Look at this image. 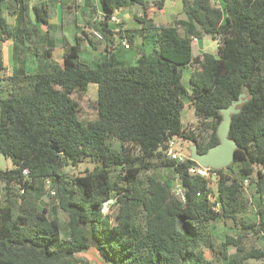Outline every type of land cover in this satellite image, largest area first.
<instances>
[{"label":"trees","instance_id":"1","mask_svg":"<svg viewBox=\"0 0 264 264\" xmlns=\"http://www.w3.org/2000/svg\"><path fill=\"white\" fill-rule=\"evenodd\" d=\"M14 1L21 21L28 4ZM167 1L100 0L106 18L141 6L136 18L142 26L128 30L129 48L138 52L133 61L109 50L104 60L84 63L77 38L63 67L1 79L7 89L0 92V154L13 168L0 169L6 189L0 264H94L79 255L92 247L105 264H245L264 258L263 249L246 247L244 235L227 234L218 242L212 231L214 222L232 220L264 234V0H184L172 21L156 25L150 11ZM32 8L38 22L49 23L48 9L39 2ZM96 23L104 39L114 35L110 25ZM16 33L0 13V43L14 35L30 41L25 29ZM202 36L217 41V53H195L193 41ZM148 37L149 53L143 50ZM88 38L93 43L92 33ZM92 83L98 85V117L85 122L75 96ZM243 92L247 99L232 114L229 132L239 147L234 161L217 169L215 182L191 174L197 164L191 158L177 163L167 156L164 148L174 137L191 141L199 153L219 144L221 109ZM185 96L196 114L189 129L182 121ZM154 160L175 171L179 190L150 172ZM86 161L93 167L77 172ZM249 187L260 208L258 221L248 223L238 213L248 206ZM46 193L55 200L53 210L38 207Z\"/></svg>","mask_w":264,"mask_h":264},{"label":"crops","instance_id":"2","mask_svg":"<svg viewBox=\"0 0 264 264\" xmlns=\"http://www.w3.org/2000/svg\"><path fill=\"white\" fill-rule=\"evenodd\" d=\"M28 8L24 12V19H19V6L14 0H0V13L6 18L10 27L16 32L25 29L28 31L30 41L22 42L16 35L0 43V49L5 65V70L0 71V79L10 77L15 74L24 72H34L36 70H53L63 67L64 54L66 50L76 43L77 38L82 40L81 59L84 63L94 65L104 60L109 50L115 51L116 55L124 61H133L138 52L134 48H126L124 43L128 42L129 29L139 28L141 22L136 18L140 13L132 14L136 26H130L132 22L131 12L135 7L126 6L123 10L115 13L120 23H111L110 28L115 31L110 39L96 40L90 42L88 34L91 29L97 28L96 18L99 13H104L100 0H26ZM39 2L49 10V23L44 24L35 19L33 12L34 3ZM178 0L174 4L168 0L162 9L151 10L150 15L156 25H166L173 20L174 16L182 12L184 9V0L182 5L177 7L168 17H161L163 22L156 20L159 14H165L167 8L177 5ZM172 4V5H171ZM171 5V6H169ZM168 14V12L166 13ZM82 15V16H81ZM81 16V18H80ZM171 17V18H170ZM98 29V28H97ZM17 34V33H16ZM120 35H123L121 38ZM119 37L120 43L115 42V38ZM207 36H202L205 38ZM200 38L194 43L198 52L205 51L204 44ZM136 43H142V37L136 36ZM147 44L143 45V50L149 53L152 50L151 37L146 39ZM129 52V53H128ZM2 81V80H1ZM3 85L6 81H2ZM90 86V85H89ZM7 87L2 90L6 94ZM89 90V87H88Z\"/></svg>","mask_w":264,"mask_h":264},{"label":"rangeland","instance_id":"3","mask_svg":"<svg viewBox=\"0 0 264 264\" xmlns=\"http://www.w3.org/2000/svg\"><path fill=\"white\" fill-rule=\"evenodd\" d=\"M175 1L176 0H171V3L174 4ZM181 5H182V0H178L177 5L175 4V6L167 8L166 11L168 12V14H166L167 12L165 14L161 13L157 16L156 20L159 22H163L161 17L170 16L171 13L175 12L177 10V7ZM140 11H141V8L139 7H135L132 9L131 18L133 20L130 23V26L134 27L136 26V23L139 24L137 21H134V16L132 14H134L135 12L140 13ZM196 41L194 40L193 42L195 43ZM200 41L202 44H204L205 51H208L211 53H217L218 43L213 38H211L210 36H207L205 38H202V40ZM194 51L195 53H197L196 46H195ZM189 77H190V70L185 69L183 72V78H184L183 82L184 84H186V86H189ZM4 87L5 85H3V82L0 79V92H3L2 90H4ZM75 97L79 98L80 117L82 120H84L85 122H88L89 120H94L98 117V111L95 107L96 99L98 97V85L97 84H94V83L90 84L89 90L82 97H78V96H75ZM184 104L185 106L182 111V121L185 124L186 128L188 129L193 128L196 125L195 108L190 103V100L188 99L187 96L184 97ZM176 140H177V148L182 149L184 152L190 154V146L192 145V142L189 140L179 138V137H176ZM152 163L154 166L151 168L150 172H155L161 179L169 181L172 184V187L174 189L180 186V180L178 179L177 174L172 168L161 165V160H154ZM92 167H93V164L91 162H88V161L81 162L76 171L83 172L85 171L86 168H92ZM11 168H13L12 160L10 158L5 157L3 154H0V169L7 170ZM215 180L216 179H214V182ZM5 190L6 189H5L4 184L0 182V203H3L6 199ZM252 191L253 190L250 187L247 189L246 194L248 198V206H246L242 211L238 213V218L248 223L258 221V218H259L258 209L260 208V201H259L260 199H258V197L253 198ZM38 199H39L38 207L40 209H42L44 205H48L49 209L53 210L55 200L52 198L51 195L46 193L43 196H39ZM61 218L64 221L66 219L63 213L61 214ZM66 229H67V226L64 222L63 235H67ZM212 231L218 242L223 241L225 239V235L227 234H231L234 236L242 234L244 235V244L246 245L248 249L255 247V248L264 250V234L263 233L258 235L254 233L251 229H242L240 226L234 224L232 220L228 222H223V221L214 222L212 225ZM79 255L87 258L89 261H91L94 264H105V262L100 257L98 251L93 247L85 252L80 253ZM245 264H264V258H250L245 261Z\"/></svg>","mask_w":264,"mask_h":264},{"label":"water","instance_id":"4","mask_svg":"<svg viewBox=\"0 0 264 264\" xmlns=\"http://www.w3.org/2000/svg\"><path fill=\"white\" fill-rule=\"evenodd\" d=\"M78 60V59H76ZM247 93L243 92L239 99L235 100L229 107L222 108L223 120L218 127V136L220 143L209 148L205 153H199L198 147L195 144L190 146L191 159L196 161L203 167H213L215 169L224 168L230 165L235 159V151L239 147L238 143L229 137V132L232 126V114L238 113V107L246 101ZM51 148L59 151L56 143H52ZM167 147L164 148L166 150Z\"/></svg>","mask_w":264,"mask_h":264},{"label":"built area","instance_id":"5","mask_svg":"<svg viewBox=\"0 0 264 264\" xmlns=\"http://www.w3.org/2000/svg\"><path fill=\"white\" fill-rule=\"evenodd\" d=\"M105 16H106L105 13H99L96 18V22H105L108 25H110L111 23L119 24L121 22L120 19L116 15H111L109 18H106ZM91 33L96 40L104 39L103 31L100 29L93 28L91 29ZM196 40L197 39H195V41ZM124 45L126 48L130 47L128 42H125ZM167 156L170 159L176 161L177 163H184L185 161H187V159L191 158L190 154L184 152L182 149L177 148L176 137L171 138L167 144ZM189 172L191 174L199 175V176L210 178L213 180L219 177V173L217 172V169L213 167H203L199 165L198 163L196 165L191 166L189 168ZM23 173L27 179H30L29 169L27 168L24 169ZM245 185H248V180H245ZM46 188L52 195H56V191L55 189L52 188L50 181L46 182ZM179 189H180V186L176 188V190H179Z\"/></svg>","mask_w":264,"mask_h":264}]
</instances>
